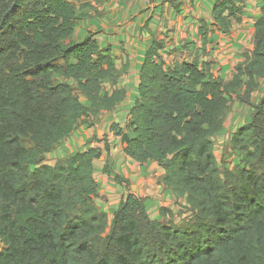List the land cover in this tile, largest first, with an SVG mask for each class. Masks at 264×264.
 I'll return each instance as SVG.
<instances>
[{
	"label": "trees",
	"instance_id": "obj_1",
	"mask_svg": "<svg viewBox=\"0 0 264 264\" xmlns=\"http://www.w3.org/2000/svg\"><path fill=\"white\" fill-rule=\"evenodd\" d=\"M241 2L217 0L199 35L228 33ZM77 9L75 0H0V264H264V97L250 101L264 78V5L253 50L228 80L209 62L166 67L164 40L152 36L126 132L111 126L130 160L156 162L162 184L186 195L189 216L179 223L167 208L160 214L168 219H152L132 192L109 220L95 203L99 147L44 163L80 119L126 96L124 88L103 92L119 79L113 56L91 34L72 38ZM232 94L252 113L230 137L240 162L228 168L212 138Z\"/></svg>",
	"mask_w": 264,
	"mask_h": 264
},
{
	"label": "crops",
	"instance_id": "obj_2",
	"mask_svg": "<svg viewBox=\"0 0 264 264\" xmlns=\"http://www.w3.org/2000/svg\"><path fill=\"white\" fill-rule=\"evenodd\" d=\"M216 1L75 0L78 9L72 38L80 41L91 34L99 47L113 56L119 79L116 85L104 84L103 92L124 88L126 96L113 110H101L93 117L80 119L72 134L45 155L49 162L44 159V163L53 165L51 159L54 163L89 146L101 148V156L93 161V178L98 186L95 203L109 220L127 192L143 199L152 219L169 218L160 214V208L169 209L176 223L189 216L186 195L177 198L173 190L160 181L163 168L153 161L130 160L123 151L120 135L111 131V126L116 124L126 132L129 112L137 97L139 70L152 36L164 40L160 56L166 67L182 60L209 62L213 75L223 80H228L234 66L251 54L254 24L261 15L264 0H242L241 19L233 22L229 32L214 29L203 39L198 33L200 22H211V9ZM241 93L242 90L238 92ZM232 97L233 105L225 115L223 128L212 138L218 164L228 168L240 162L239 153L230 147V137L250 120L252 113L251 105L240 102L235 94ZM263 97L264 78H261L250 101L256 104ZM103 138L107 141L105 148ZM106 166L108 171H105ZM117 175L128 182L116 181Z\"/></svg>",
	"mask_w": 264,
	"mask_h": 264
},
{
	"label": "rangeland",
	"instance_id": "obj_3",
	"mask_svg": "<svg viewBox=\"0 0 264 264\" xmlns=\"http://www.w3.org/2000/svg\"><path fill=\"white\" fill-rule=\"evenodd\" d=\"M106 83H108V82H106ZM106 83H105V84H106ZM105 88H106V86L103 87V90H104ZM77 93H78V92H77ZM79 97H80L81 101H84L82 95H79ZM233 101H234V98L231 97V101H230V104H231V105H230L229 107H231V106L233 105V104H232ZM231 112H232V110H231ZM102 141H103V146H104V148H105V147H106V144H107V141H106L105 138H103ZM59 160H60V159H59ZM50 161H51V164H54V163L56 162V161H55V162L53 163V159H51ZM45 162L48 163V162H49L48 159H45ZM179 215H181V212H180ZM187 217H188V215H187ZM1 244H2V243H1V241H0V245H1Z\"/></svg>",
	"mask_w": 264,
	"mask_h": 264
}]
</instances>
